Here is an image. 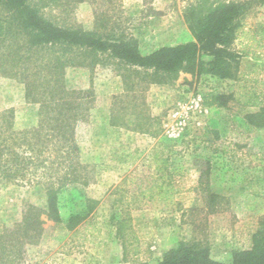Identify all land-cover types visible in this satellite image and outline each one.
<instances>
[{
    "label": "rangeland",
    "instance_id": "rangeland-1",
    "mask_svg": "<svg viewBox=\"0 0 264 264\" xmlns=\"http://www.w3.org/2000/svg\"><path fill=\"white\" fill-rule=\"evenodd\" d=\"M230 1L246 0H116L114 6L97 0L49 5L40 12L57 25L87 30L95 28L97 15L107 12L111 18L98 30L134 37L143 56L196 44L209 61L210 50L200 49L185 14ZM251 1L230 48L241 54L238 78L181 72L173 81L145 89L147 112L160 121L157 135L111 125L113 97L125 89L118 59L94 69L66 70L69 89L89 90L94 96L87 119L76 129L85 179L60 187L62 220L41 213L44 223L37 236L24 239L23 260L11 264H158L181 243L208 248L213 260L232 263L234 251L252 248L253 236L264 229V125L248 119L260 107L242 106L252 94L264 105V5ZM229 94L234 98H219ZM4 112L11 124L8 134L18 137L15 153L23 161L31 159L25 183L0 179V228L15 230L30 207L44 211L47 184L69 172L55 163L53 144L42 150L35 134L27 133L38 125L39 104L27 101L24 84L0 70V114ZM87 199L101 200L95 223L69 231L65 220ZM117 209L132 217V229L124 237L116 235L110 220Z\"/></svg>",
    "mask_w": 264,
    "mask_h": 264
},
{
    "label": "trees",
    "instance_id": "trees-1",
    "mask_svg": "<svg viewBox=\"0 0 264 264\" xmlns=\"http://www.w3.org/2000/svg\"><path fill=\"white\" fill-rule=\"evenodd\" d=\"M87 1L97 0H35V3L34 0H0V70L7 77L24 84L27 101L39 104L38 125L27 133L35 134V142L42 150L53 144L57 150L55 163L65 166L69 172L47 184V206L43 212L30 207L22 223L16 225L17 229L0 228V264L23 260L24 239L31 233L30 236H37L39 225L44 223L41 215L46 214L54 221L62 220L57 206L60 187L84 178L85 166L78 161L80 149L76 129L80 121L87 119L94 96L89 90L69 89L64 78L67 69H94L105 60L118 59L115 64L123 69L120 74L125 89L113 97L110 123L114 127L151 135L162 130L159 118L146 109L143 95L148 85L168 83L181 72L197 71L220 78H238L241 54L230 48L239 38L253 1L223 2L210 9L202 5L186 12V22L200 49L211 52L212 60L209 61L198 53L196 44L164 47L143 56L134 37H117L98 30L111 18L107 12L97 15L95 28L91 30L57 25L40 12L49 5L59 7ZM100 1L109 6L116 3V0ZM258 4L264 5V0H259ZM243 51L248 52L245 48ZM219 98L231 100L234 94L220 95ZM247 105L260 107L248 119L263 126L264 105H261V100L252 94L243 102L242 108ZM2 115L0 119L7 114L4 112ZM10 125L9 117L0 121V179L25 183L24 170L31 159L23 161L15 153L13 144L18 137L8 134ZM27 133L23 140L28 148L33 149V143L27 141ZM51 164L54 169V162ZM27 182L31 183L30 180ZM56 182L60 184L57 188ZM100 203V199H87L85 206L72 211L65 220L67 229L76 232L84 224L95 223L93 220ZM110 220L119 237H124L132 229L129 211L117 209ZM8 245L11 249L7 251ZM158 264H264V229L253 236L252 248L233 252L232 263L213 260L208 248L181 243L177 248L166 251Z\"/></svg>",
    "mask_w": 264,
    "mask_h": 264
}]
</instances>
